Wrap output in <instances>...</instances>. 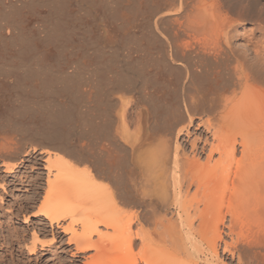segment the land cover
I'll return each mask as SVG.
<instances>
[{
    "label": "bare ground",
    "instance_id": "bare-ground-1",
    "mask_svg": "<svg viewBox=\"0 0 264 264\" xmlns=\"http://www.w3.org/2000/svg\"><path fill=\"white\" fill-rule=\"evenodd\" d=\"M173 2L175 0L171 1L173 6L169 5L172 9L177 4ZM183 5L180 2L177 10L165 5L167 9H161L153 17L154 26L149 32L154 40L159 39L163 43L161 59L179 77L166 79L161 88L155 85L145 88L141 95L145 105H140L142 102L137 100L129 110L125 106L129 105L130 99L124 98L128 94H118L122 108L115 111L118 127L114 134L110 132L113 136L108 134L112 113L106 110L108 106L104 108L106 102L102 101L104 97H101L100 91L103 88L101 81L107 79V76L102 78L106 69L104 74L95 69L98 74L95 76H102L99 77L101 79L96 77L93 82L99 80L101 86L93 85L101 93L95 94L94 91V106L91 110L88 107L93 110L90 113L95 117V124V120L99 121L101 107L106 110L102 109V112H107L101 115V119L105 116L107 121L105 118L104 122L99 121L100 126H104L102 131L98 125L93 128L91 123L89 129H92V138L96 140L90 138L94 143L89 139L92 143H81L76 152L73 151L76 146L71 147L73 150L68 146L70 127L79 116V107L76 109L73 103L74 106H71L55 100L58 104L49 112L46 110L43 113L42 109V113L39 111L41 114L33 113L39 114L34 115L39 125L34 126L37 128L34 135L37 133L36 137L46 140L53 148L48 149V144L45 146L47 142L39 139L44 144L41 143L40 153L48 155L45 162L52 172H56L53 179L47 180V192L39 212L51 225L59 226L62 221L68 220L64 231L72 234L75 249L79 253L95 252L85 264H227L224 261L226 256L227 260L231 258L229 264H235V260L236 264H264V91L255 89L259 84L254 86L257 81L254 73L261 68L260 61H264L261 59L264 41H256L257 38L254 40L253 34H249L251 32L246 34L239 30L231 36L228 32L230 28L224 26L216 37L208 40L204 34L213 24L208 21L211 17L207 20L195 5L192 10L189 3ZM168 18V23L174 26L172 30L161 27ZM54 31V36L63 33L59 25ZM243 36L246 37L243 44H247L246 47L235 49L232 39L239 41ZM26 49H21L23 52L19 55L23 63L30 62L28 60H32L33 56ZM249 54L252 56L250 59ZM209 66L219 68H213L217 71L209 74L210 83H197V78L206 74L202 69ZM30 67L24 71H27L24 75L29 76L26 79L46 76L43 81L40 80L42 86L38 85L39 88H49L53 93L73 94V100L76 92L79 93L77 97L82 98L81 102L85 100L87 103L85 90L81 88L82 92L72 85L74 78L71 80L70 73L66 74L70 78L64 76L60 84L53 76L49 77L44 70L46 66L41 69ZM209 69L206 71L209 72ZM24 75L21 78L26 77ZM20 76L19 79L15 76V85L27 87L29 83L26 85V79L22 81ZM20 79L24 84L19 83ZM155 97L163 102L159 114L151 111L149 100ZM26 99L29 100V97ZM124 99L126 102L129 100L127 105ZM94 109L100 111L99 114L93 113ZM196 125L204 127L201 132L203 137L191 138L190 142L192 128ZM98 134L102 138L96 136ZM15 141L19 145L21 140L0 134V162L6 171H14L24 161L14 153L17 156L12 162L4 153L6 149L10 152L12 147L23 151L19 148L24 145L19 147ZM238 147L241 148L239 157ZM71 155L75 160L72 161ZM204 155L206 158L203 161ZM216 155L218 158L214 160ZM81 166L84 169L79 170ZM135 225L136 230L133 231ZM76 226L81 227L80 232ZM100 227L112 230L113 234L102 232ZM120 227L124 228L122 232ZM222 227L227 229L230 242L224 240ZM220 243L224 244L223 256ZM135 247L139 248L137 253Z\"/></svg>",
    "mask_w": 264,
    "mask_h": 264
},
{
    "label": "rangeland",
    "instance_id": "rangeland-1",
    "mask_svg": "<svg viewBox=\"0 0 264 264\" xmlns=\"http://www.w3.org/2000/svg\"><path fill=\"white\" fill-rule=\"evenodd\" d=\"M171 1L174 0H0V134L8 135L13 137V139L16 137L17 140H21L19 141V145H24V147L19 148L18 142L15 141L17 142L16 145L19 146V150L23 149V151H18L17 148L12 147L16 149L14 152H12V148V150L10 149L11 153L7 152L9 149H6L4 152L10 157L12 162L14 161L13 159H15L14 157L17 156L14 153L18 154V158L24 160L14 171H6L5 167L1 166L2 162H0V264H85L95 253L94 251L79 253L75 249L72 234H70L69 231H64L69 224L68 220L62 221L59 226L53 223L51 225V223L39 212L44 202L43 198L47 192V180L49 178L53 179L56 176V172H52L49 165L45 162L48 155L40 153L43 142L46 143L47 141L40 139L41 137H36L37 133L34 135L33 132L37 129L35 127L39 126L36 124L37 119L34 115L37 116L41 114L42 109L44 110L43 113L49 112L51 107L54 108L58 103H68V105L71 106L75 105L74 107H76V109L79 107V110L77 109V115L79 116L76 119V123H74L75 125L73 124L74 126L72 125L70 127L69 133L71 134H69V140L67 139L68 146L70 145L71 150L76 146L73 150L76 152V149L79 150L77 147H79L81 143H94L92 139L96 140L95 137L92 138V129H89L95 118L90 113L93 110H90L92 106H94L93 101L96 96L95 94H100L102 92V95H104L103 93L106 92L107 94L105 93V95L108 96L101 95V97H104L102 101L106 102L105 106L104 103L102 106H104L105 109L107 106L108 108L110 107V110L108 108L106 110H108V113H112L113 122L111 121V125L109 126L108 124L109 127L107 126L108 129L111 128L108 134H110V132L114 134L115 129L118 127L117 118L114 117H116L118 109L122 108V103L120 102L121 104H119L117 99L120 97L118 94L121 96H126L128 94L124 98L128 99L127 97H129L130 101L127 100V102H130L129 105H127L128 103L125 99V102H123L126 103L125 105L127 106L125 107H128L127 110H129L137 100L142 102L140 105H145V103H143L144 101H142V96L147 88L154 85L158 88L164 87L163 83H165L166 79L172 80L173 78L176 79L179 77L173 70L172 73L169 66L166 65V62L162 60L163 57H161V54L163 53H161V50L163 49V43H161L159 39L154 40L155 37L153 34L149 33L154 26L153 17L156 13L161 11V9H167L165 5L171 10H177L180 6V2L185 6L189 3L190 10H192V6L195 5V7L199 8L198 10L205 14L204 17H207V20L211 17V20L209 18L208 21H211L213 24L210 26L208 32L204 34L208 40L216 37L224 26L228 29L230 28L228 32H230L231 36L235 34L236 30H239L241 33L247 32L246 34L251 32L249 34H253L254 40L257 38L256 41H264V0H185L187 1L186 4L184 0H175L173 3L177 4L174 5L176 7H174V9L169 6ZM171 5L173 6L172 3ZM156 6L158 7L155 8ZM56 8H58V12H56ZM174 18L175 17L171 19L172 23L174 22ZM168 22H170V18L166 19V21L163 22V24H165H162L161 27L166 30H172L174 26ZM57 25L60 26V31L63 33H58L59 35L56 34L57 36H54V30ZM51 33H53V37H51ZM60 35L63 38L60 37ZM63 39H66V41ZM245 39V36L239 41H234L232 39L235 49H240L241 46L246 43ZM25 45L27 46L25 47ZM245 45L243 47H246ZM23 47L25 49L28 48L33 55L31 58L32 60H28L30 62L23 63L19 57V55L22 54L21 52H23L21 50L24 49ZM262 55L263 57L261 56V59H264V52ZM250 56L249 54V59L252 58V56ZM134 58L137 59L135 60ZM260 62L262 63H260L262 66H259L261 68H256L258 69L257 71L259 72L260 70V72L254 73V79L257 80L254 86L259 84L255 89L264 91V71L262 70L264 61L261 60ZM30 66H33V68L36 67L37 69L46 66L47 69L44 68V70L47 74L49 73L50 76H48H53L52 78L56 79L60 84L62 83V78L68 77L69 75L72 76L71 80L74 78L72 80V85H75V87H78L80 90L84 89L86 91L82 90V92L84 91V98L86 97V100L87 98L90 100H87V103L84 100L85 102L83 101L82 103V98L77 97L79 93L75 92L74 99L76 102L74 103L73 101L75 100L72 98L73 94L53 93L54 91L51 92L49 88H39L38 85L44 80L43 77L46 76L32 77L33 79L30 78V80L26 79L29 78V76L27 75V77L24 74H27L29 70L28 67ZM213 68L209 66L207 69H202V72L205 70L204 72H206V74H201L202 76L197 78V83H210L208 82V80H210V75L212 72L215 73L219 69L215 68L217 70H214ZM95 69L97 71L99 70L98 72L103 71L100 72L102 74H104V69H106L105 76L103 75L104 77L99 73V77L102 76L104 79H106L105 77L107 76L105 81L102 79L106 85L103 81H101L103 84L100 82L103 88H101V90L98 89V91L100 90L101 92H97L95 86L97 84L101 86L99 85V80L93 82L94 79H101L95 76L98 75ZM208 69L210 73L207 72ZM25 70L27 71L24 72ZM21 73H23L22 76H20ZM139 74L141 77H139ZM23 75L26 77L21 78ZM15 76H17V79H19L20 76V78L23 79L22 81L26 79L24 83L26 85L29 83L30 85L28 84V86L24 88L23 86L25 85H22V87L20 85L19 87L18 84L17 87V84L15 85L17 82ZM21 79L19 83L22 82ZM123 79L126 81H123ZM31 80L32 83L30 82ZM112 81L116 83L109 84V82ZM94 83L96 84L93 85ZM41 86L42 85H40V87ZM33 89H40V91L37 92ZM124 93H126V95ZM28 97L29 100L26 99ZM91 97L94 98L92 99ZM107 97L111 99L109 98L108 100ZM31 100H33V102ZM55 100L58 103H56ZM132 100L134 102H131ZM108 101L109 104L107 103ZM149 101L152 105L151 107L148 102V105L152 108L151 111H154V113L158 112L157 114L161 113L163 102L157 97ZM88 102H92L93 105L91 103V105L88 104ZM88 107H90V110ZM102 109L103 107H101V113L99 115V121L101 123L104 122V118L107 121L105 116H102L101 119V115H104L102 113H107L102 112ZM105 109L103 110L106 111ZM40 110L41 113L39 112ZM96 112L97 111L93 113L96 114ZM98 112L97 114H99ZM95 116L98 118L97 115ZM95 122L96 124L93 122L95 125L92 124V127L95 128V126L98 125L99 129L101 128L102 131L104 129H102V127L104 126L101 127V123L99 122L98 124L97 120H95ZM105 123L103 125H105ZM197 123L198 121H196V124ZM29 130L32 131L30 132ZM204 130V127H198L197 125L192 128L190 142L192 141L191 138L193 140H195V138L201 139L203 137L201 132ZM82 133L83 139H81ZM111 134L110 137L113 136ZM208 137L211 138V135L208 134ZM99 138H102V136L100 135ZM39 139L40 141L43 140V142H40ZM89 139L92 140V142H90ZM97 141H95V143ZM49 145L50 144L47 142L45 146H47L48 149H53L50 147L52 145ZM32 147H34L35 150L32 149ZM240 151L241 148L238 147V157ZM67 156L66 159L69 161L71 159L72 161L73 159L75 160V157L72 155L70 156L71 159ZM203 158L204 161L206 155H204ZM217 158L218 156L216 155L214 160ZM10 159L8 161H10ZM78 169H84V167L81 166ZM70 202L72 203L73 201L70 200ZM99 229L102 232H111L113 234L110 229H105L104 227H100ZM123 229V227H120L119 231L122 232ZM76 230L80 232L81 227L76 226ZM132 230H136V225ZM222 231H224V240L230 242V238L226 235L227 229L222 227ZM94 238L97 239L96 237ZM222 246L224 247V244L220 243V253L223 256ZM138 249V247H135V253L139 251ZM224 261L229 264L231 258L227 260L226 256ZM234 263L236 264V260Z\"/></svg>",
    "mask_w": 264,
    "mask_h": 264
}]
</instances>
